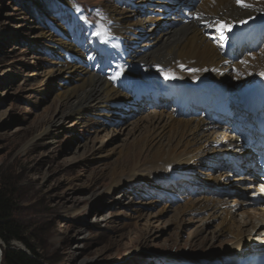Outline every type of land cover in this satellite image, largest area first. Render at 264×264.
I'll return each instance as SVG.
<instances>
[{
	"label": "rangeland",
	"instance_id": "obj_1",
	"mask_svg": "<svg viewBox=\"0 0 264 264\" xmlns=\"http://www.w3.org/2000/svg\"><path fill=\"white\" fill-rule=\"evenodd\" d=\"M101 1L0 0V175L8 188L11 218L43 257V264H169L167 262L177 263L181 258L193 261L185 260L183 264H199L213 260L215 255H223L224 250L225 254L236 238L230 233L221 235L223 218L212 219L209 213L196 211L203 192L209 191L207 188L199 185L200 191L194 197H184L186 193L181 192V198L179 191L159 186L157 178L142 176L133 187L108 191L111 188L108 172L121 162L128 163L127 158L118 161L120 151L127 152L139 126L149 123V119L141 118L165 108H144L129 117H125L129 112H117L120 116L114 117L105 110L104 103L99 102L86 109L83 116L65 115L69 105L60 94L80 83V76L61 66L71 63L66 61L67 50L61 45L64 32L59 31V38L49 36L56 31L59 22L60 28L62 20L75 18L67 9L83 11L84 8L91 16V8L101 6ZM66 2L74 4V8L63 4ZM108 2L123 12L126 20H133L135 16L132 15L138 8L144 9L140 5L147 0H136L138 7L131 10L117 6L115 0ZM162 5L169 6L165 1ZM150 6L153 5L147 3L146 9ZM137 15H141L137 19L149 18L147 11ZM46 19L49 20L46 22ZM152 29L162 30L157 23ZM142 35L144 37H137L139 42L135 48L145 51L149 49L144 41L149 37L147 26ZM263 51H257V55L263 58L260 64L264 65ZM51 52L56 57L60 55L58 61L48 56ZM257 64L260 65L257 62L254 67ZM152 71L155 69L146 72ZM253 71L247 74L242 71V78L235 76L234 80L251 84L260 78V74ZM206 75L217 80L226 78L211 72ZM241 83L238 85L242 86ZM108 119H114L113 123L109 124ZM160 119L165 121L166 117ZM57 121L61 122L58 126L52 125ZM211 130L214 134L209 135L211 144L206 155L210 153L214 137L222 139L219 136L222 128ZM194 137L187 141L196 143L198 140ZM131 150L133 155H139V149L131 147ZM146 155L142 154L140 161L146 160ZM197 164L198 170L189 169L198 181L208 180L205 173L215 175L213 170L208 171L209 162ZM232 179L227 177L233 185ZM210 185L220 188L221 184L213 182ZM204 198L208 199L206 204H210L209 198L214 196L209 193L202 200ZM235 199L245 200L244 197L233 201ZM225 201L227 205L229 199ZM233 201L228 208L234 211L230 215L238 221L237 225L229 227L234 231L238 225L249 222V213L245 216V212L259 210L255 206H244L243 210L240 206L231 208ZM235 210L243 213V218ZM222 211L220 209L219 213ZM252 226L245 230L254 235ZM261 243L264 244V240ZM0 244V264H5L3 253L8 246L1 238ZM12 245L28 253L21 242L14 241Z\"/></svg>",
	"mask_w": 264,
	"mask_h": 264
},
{
	"label": "bare ground",
	"instance_id": "obj_2",
	"mask_svg": "<svg viewBox=\"0 0 264 264\" xmlns=\"http://www.w3.org/2000/svg\"><path fill=\"white\" fill-rule=\"evenodd\" d=\"M108 1L102 0L100 6L106 11L103 16L99 17L103 31L95 30L88 24L83 26L87 29L88 35L84 41L83 48L77 54L74 53V45L79 43L77 38L66 41H63L64 38L62 39L61 45L64 50H67L66 61L71 63L65 66V64H61L63 62L61 60L60 64L66 67L71 74L79 73L80 76V83L60 94L64 103L69 105L68 111L65 113L66 116L75 114L83 116V112L86 109L97 106L99 102H101L100 104L104 103L105 110L113 113L114 117L115 113L119 111L120 113L129 112L126 113L128 115L125 117L134 116L140 113L141 111L139 110L141 109H152L148 104H135L132 92L136 89L141 92V97L146 92L159 94L164 91L178 90L177 87L181 86L183 81L199 80L208 72L214 73L220 78L226 77L218 80V82L230 90L232 95L237 94L234 90H238L240 87L246 89L254 82L246 84V82L241 83L239 79L238 81L234 80L235 76L242 78L244 74H242V71L247 74V72L250 73L254 70V73L260 74L262 78L264 77V65L260 64L263 58L257 55V51L260 52L264 49V42L262 43L263 47L249 52L245 57H242L243 59L240 58L234 61L233 65L235 67L233 66V69L230 65L224 66L227 58L221 55L222 48L217 37L218 33L221 32L218 29L230 31L222 42L232 44L233 48L237 47V39L233 36L235 33L234 29L247 21L263 23L264 0H243V3H246L249 7L241 6L237 3V0H203L198 5L197 12L200 13L201 21L209 20L208 26L204 27L205 29L194 21L184 24L182 19L171 18L162 22L161 17L167 15V8L170 3H168L169 6H166L162 5L163 1L157 2L163 12L161 17H149L147 19L142 17V19H137L141 17V15H137L140 11L156 12L157 6L152 4L153 6L148 9L138 8L135 12L136 14L132 15L135 16L134 19L126 20L127 16L123 15V12H119L117 7L109 4ZM148 1L151 0H147V3H149ZM172 1L175 2V0ZM183 1L179 0V2ZM63 4L71 8L74 7V4L70 2ZM186 5L191 6L188 1ZM174 7L176 8V6ZM127 12L129 13L130 11ZM117 15L122 16L118 17ZM153 23H157L162 30H157L158 32L153 30V27H150V24L152 25ZM146 26L149 37L144 39V41H146V46H149V49L142 51L139 48H135V46L139 42L137 37H144L142 35L144 31L140 30L141 28L145 30ZM59 31L64 32L61 36L66 34L65 24ZM74 34L67 36L73 37ZM49 37H53V35ZM141 47L145 49V46ZM262 53L264 56V51ZM70 54L75 57H70ZM254 58H257V60ZM257 62L260 65L257 64L258 66L254 67ZM147 69H155V71L147 73ZM206 76L205 78L209 84H213L217 80L210 75ZM239 83L243 85L239 86ZM165 102L168 103H164L162 108L170 106L168 99ZM169 110L163 109L159 112L153 110L155 113L153 111V113L149 112L141 118L142 120L149 119V123L141 122L145 124L141 127L139 126L138 131L135 132L132 143L130 142L131 145L127 147V152L124 150L120 151L118 161L122 158H127L128 163L121 162V164L111 168L108 172V177L111 180V188L108 191L114 192L122 187L126 189V186L133 187V183L140 182L142 176L155 177L159 186H166L172 190L180 168H183L182 171L190 172L189 168L199 169L198 162H209L210 168L205 167V169L209 168L208 171H215V175L211 174V172H204L205 176L206 174L209 176L207 180L209 182L198 181V178L192 173L187 175L195 182L194 185H200L209 190L203 192L204 195L200 199L201 204H198L196 211L207 212L212 215V219L223 218L224 228L221 235L224 236L225 233H230L231 236L236 238V242L226 249L225 254L224 250L222 253L220 252L223 255H215L213 260L210 259V261L199 264H213L214 261L220 264H227L233 257L240 258L257 253L264 254V244L261 243L264 240V202L260 201L259 186L256 183L257 167L254 166V155L248 151V148L242 144L240 139L229 133L231 130L230 125L223 126V133H219L222 140L214 137L213 141L214 143L217 140H221L225 144V148L216 150L212 146L209 155H206L211 144L209 135L214 134L211 130L213 123H209L202 116L198 118H196V115H190V117L175 116ZM132 111L133 113L130 114ZM118 115L120 116V114L116 116ZM163 116L166 117L165 121L160 119ZM113 120H109V124ZM60 123V121H57L52 123V125L56 127ZM139 124L136 123V125ZM189 137H194V140L198 141L191 144L187 141ZM131 147L136 148V150L139 149V155H133L132 150L130 151ZM144 153H147V159L143 160V162L140 161V157ZM239 169L245 172L244 175L233 173L234 170L239 172ZM233 174L235 175L232 176ZM227 177L233 178V185L227 180ZM213 182H220V188L218 185L212 187L210 184ZM247 182H250V184L247 185ZM170 193L174 192L170 191ZM184 193H188L187 190ZM209 193L214 198H209L210 204H206L208 199H202ZM217 194L223 196L224 200ZM241 197H244L245 200L237 201L235 199L233 201L234 198ZM225 199H229L227 205ZM192 201L190 200L189 202ZM230 201L234 202L233 205L229 206L231 208L236 209L240 206L239 209H242L244 206H255L259 213L255 212L256 210L248 209L251 211L245 212L244 215L246 216L249 213V222L246 223L244 220L245 223L243 225H238L234 231L232 228L230 230L229 227L231 225L238 224L236 217L230 215L234 213L228 208ZM220 209L223 210L222 213H219ZM190 215L192 216V214ZM238 216L242 217L243 213L240 214L238 212ZM188 217L189 215L186 216V218ZM240 221L244 222L242 219ZM251 225L254 226H252L254 235L250 232L248 234L245 230L247 226ZM257 233L258 236H256ZM185 260L188 259L181 258L177 263H167L183 264Z\"/></svg>",
	"mask_w": 264,
	"mask_h": 264
},
{
	"label": "trees",
	"instance_id": "obj_3",
	"mask_svg": "<svg viewBox=\"0 0 264 264\" xmlns=\"http://www.w3.org/2000/svg\"><path fill=\"white\" fill-rule=\"evenodd\" d=\"M8 193V188L0 175V238L8 246V250L3 253L4 262L5 264H43V257L27 241L21 229L11 218L9 211L11 201ZM14 241L24 244L29 254L16 246L14 247L12 245Z\"/></svg>",
	"mask_w": 264,
	"mask_h": 264
},
{
	"label": "snow or ice",
	"instance_id": "obj_4",
	"mask_svg": "<svg viewBox=\"0 0 264 264\" xmlns=\"http://www.w3.org/2000/svg\"><path fill=\"white\" fill-rule=\"evenodd\" d=\"M237 3L240 4L243 7H249V5H247L246 3H243V0H237ZM218 30L221 31V36H223L224 31L220 30V29H218Z\"/></svg>",
	"mask_w": 264,
	"mask_h": 264
}]
</instances>
